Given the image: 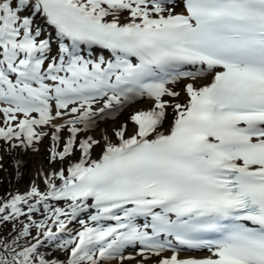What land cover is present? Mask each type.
I'll return each mask as SVG.
<instances>
[{
	"label": "snow or ice",
	"instance_id": "1",
	"mask_svg": "<svg viewBox=\"0 0 264 264\" xmlns=\"http://www.w3.org/2000/svg\"><path fill=\"white\" fill-rule=\"evenodd\" d=\"M0 145V264H264V0H0Z\"/></svg>",
	"mask_w": 264,
	"mask_h": 264
},
{
	"label": "rangeland",
	"instance_id": "2",
	"mask_svg": "<svg viewBox=\"0 0 264 264\" xmlns=\"http://www.w3.org/2000/svg\"><path fill=\"white\" fill-rule=\"evenodd\" d=\"M185 82H180L175 85L174 89L176 91L181 92L180 102L183 103L186 99L183 93V85ZM144 108L147 109L150 107L149 104L141 102L139 104H134L130 106L128 109H126L122 114H120L114 122H117L119 124L120 121H126V118L130 117L133 112L137 108ZM127 110L130 111L131 115H127ZM170 114L168 115V120L165 122V124H169V121L172 120L173 113L171 110H169ZM104 122V121H101ZM100 122V123H101ZM113 124V121L108 124L102 125L100 128H97L96 131L90 133L91 135L99 136L100 129H103L105 126H111ZM129 127L131 128V125L129 124ZM44 144H47V140H45ZM98 151V150H96ZM15 158L18 160H23L24 164L20 169V175H17L14 170V163L15 161L5 155L4 148L2 145H0V156H3V168H0V196H4L6 193H11L14 191L23 192L25 189L29 187V182L32 180L35 172V164L37 160L45 161L47 160L46 153L44 152V145H41V151L39 153H22L18 149L15 152ZM96 158V153L94 152L93 158ZM90 223V222H89ZM78 226H81L79 224L70 226V230L72 234H74L77 230H80ZM56 253H53L55 255ZM62 256H65V258L68 256V253H62ZM137 263L136 260L133 261H126L125 264H135Z\"/></svg>",
	"mask_w": 264,
	"mask_h": 264
},
{
	"label": "bare ground",
	"instance_id": "3",
	"mask_svg": "<svg viewBox=\"0 0 264 264\" xmlns=\"http://www.w3.org/2000/svg\"><path fill=\"white\" fill-rule=\"evenodd\" d=\"M179 10V9H178ZM127 115H131V113H130V111H128L127 110ZM122 114V113H121ZM169 114H170V112H169ZM117 120V119H116ZM115 120V121H116ZM113 121V124L111 125V126H119V124L117 123V122H114V120H111V119H109V120H105L104 122H101L100 124H99V126H98V128H100L102 125H104V124H108V123H111ZM126 121H127V118H126ZM121 122V121H120ZM168 127V124H165V128H167ZM100 135V134H99ZM94 159H95V157H94ZM40 160H37V162H36V164H35V166H34V168L36 169L37 168V166H38V162H39ZM28 189V188H27ZM27 189H25L24 191H26ZM23 191V192H24ZM23 192H21V193H23ZM73 224H78V223H73ZM71 226V225H70ZM69 226V227H70ZM78 228L80 229L81 228V226H78ZM134 254V253H133ZM62 257H64L65 258V256H62ZM140 258H139V256H137V258H136V261L137 260H139ZM135 264H137V263H135Z\"/></svg>",
	"mask_w": 264,
	"mask_h": 264
}]
</instances>
